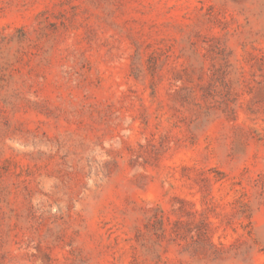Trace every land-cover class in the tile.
Listing matches in <instances>:
<instances>
[{
	"label": "rangeland",
	"instance_id": "374dc122",
	"mask_svg": "<svg viewBox=\"0 0 264 264\" xmlns=\"http://www.w3.org/2000/svg\"><path fill=\"white\" fill-rule=\"evenodd\" d=\"M0 264H264V0H0Z\"/></svg>",
	"mask_w": 264,
	"mask_h": 264
}]
</instances>
